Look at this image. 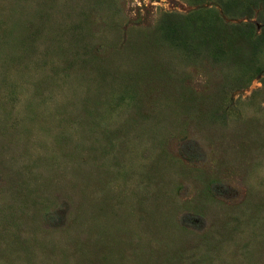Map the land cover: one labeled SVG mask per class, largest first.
<instances>
[{
	"label": "rangeland",
	"instance_id": "obj_1",
	"mask_svg": "<svg viewBox=\"0 0 264 264\" xmlns=\"http://www.w3.org/2000/svg\"><path fill=\"white\" fill-rule=\"evenodd\" d=\"M261 9L0 0V264H264Z\"/></svg>",
	"mask_w": 264,
	"mask_h": 264
},
{
	"label": "trees",
	"instance_id": "obj_2",
	"mask_svg": "<svg viewBox=\"0 0 264 264\" xmlns=\"http://www.w3.org/2000/svg\"><path fill=\"white\" fill-rule=\"evenodd\" d=\"M255 1L260 3L261 10L264 11V0ZM260 21L262 27H260V31L257 33L249 25L242 24L240 27H234V25L223 23L221 19L215 17L209 24H207V21H202L200 25H195L194 35L196 32L201 37L198 39L199 44L208 41L212 47L210 51L212 54L214 53L215 57L225 54L226 51H231L234 54V60L242 62L245 59L244 56L251 54L247 58L249 61L253 60L252 63L257 64L256 56L258 51L256 45L258 42H261V45L264 44V13ZM179 29L183 33L182 37H185V39L190 36V32L187 29H183L182 27H179ZM197 48L199 47L195 46V49ZM257 69L261 71V68L257 67Z\"/></svg>",
	"mask_w": 264,
	"mask_h": 264
}]
</instances>
